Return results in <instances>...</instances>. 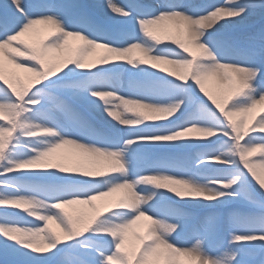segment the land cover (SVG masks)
Returning <instances> with one entry per match:
<instances>
[{"label": "snow or ice", "instance_id": "snow-or-ice-1", "mask_svg": "<svg viewBox=\"0 0 264 264\" xmlns=\"http://www.w3.org/2000/svg\"><path fill=\"white\" fill-rule=\"evenodd\" d=\"M99 7L94 13L83 0L0 3V209L35 218L29 227L0 222V260L264 264V136L249 134L264 133V115L251 128L233 119L264 105V0H103ZM254 20L258 30L232 34ZM40 24L52 31L35 46L21 40ZM168 25L186 39L156 34ZM164 38L184 54H162ZM70 40L80 44L72 49ZM95 49L106 55L86 62ZM5 60L30 74L26 85L5 77ZM162 63L175 69L168 72L175 81L144 66ZM209 79L228 89L222 101L205 89ZM92 113L115 123L97 124ZM65 147L72 157L54 158ZM256 152L253 163L248 157ZM124 189L131 202L99 218L81 222L65 211ZM141 220L143 234L132 232ZM130 233L135 245L126 247Z\"/></svg>", "mask_w": 264, "mask_h": 264}, {"label": "rangeland", "instance_id": "rangeland-1", "mask_svg": "<svg viewBox=\"0 0 264 264\" xmlns=\"http://www.w3.org/2000/svg\"><path fill=\"white\" fill-rule=\"evenodd\" d=\"M4 0H0V3H3ZM84 3L88 4L90 6V11L96 13L100 11V5L103 2V0H83ZM183 2L185 4H189L192 6H196V5H200V4H210V3H216V4H220L223 2H226V0H183ZM222 23V22H221ZM260 28V23L259 21H251L246 25L241 26L238 30H236L234 33H232L235 36H239L240 34L243 33H247V32H251V31H256ZM52 31V27L50 25H36L35 28L28 34H26L24 37H21V40L25 41L28 44H31L33 46H35L45 35H47L49 32ZM157 35H160L161 37H166V36H171L174 39H178L181 41H184L185 35L183 32V29L177 30L176 28L172 27L171 25L165 26L162 29H158L156 32ZM140 36L141 39H148L142 36V34H138ZM14 45L17 44V42H13ZM80 44V41H76V40H70L69 41V47L72 49H75L78 45ZM20 47H23V45H19ZM160 51L162 52V54L171 57L174 56L177 52H180L182 54L183 51L182 49H180L178 47V45H175L172 43L171 39H167L164 38L162 39V44L160 46H157ZM193 53L197 56L200 55V53L195 50L192 49ZM68 53H53L52 56L54 58L57 57H63L65 55H67ZM106 55V53L102 50V49H95L93 50V52L89 55V62H93L98 60L99 57ZM187 55V54H185ZM133 58H136L137 60L140 57L139 53H133L132 54ZM18 59L20 60H24V57H18ZM87 62V61H86ZM120 63H124L126 67H131L130 65H127L126 62L124 61H117ZM145 67H149V69L151 71L156 72L157 74H161L164 75L172 80L175 81L176 77L175 76H168V72L170 71H175V69H173V67L171 65L168 64H158L156 66V68H151L150 65H144ZM160 69H166L167 71L161 73ZM87 70V69H85ZM4 75L7 79L11 80L14 84L16 83L17 79L20 81L21 84H27L28 80L31 79L30 74L28 73H24L21 72L19 69L14 68L11 64H9L7 62V60L4 61ZM54 78V77H52ZM120 79L127 83V75L124 73L120 74ZM0 84H3V81H0ZM4 87H7L6 85H4ZM35 87H39V85H32V89H34ZM30 89V90H32ZM205 89L211 94L213 95L218 102L222 101L224 99L225 96L228 95V89L226 87L220 86L218 85V83L216 82L215 79H209L205 82ZM198 90V89H197ZM201 96H203V94H200ZM205 101L208 103V105L217 113V115H219V110L215 108V105L211 104V101L207 100V97H204ZM261 115H264V105H258L255 109L252 110L251 113L245 115V116H236L233 119L236 121H239L241 119L245 120L246 125L251 128V126L253 124H255L256 120L259 119V117ZM91 118L93 119V121L97 124H102L105 120H108L112 123H115L114 121H111V118L106 117V114H102V113H92L91 114ZM0 123H6V121H0ZM117 127H121L124 128L126 126H121V125H117ZM251 135H256L258 138L261 136H264V133H249ZM191 137H196L198 134L192 133L189 134ZM247 137H245L246 139ZM211 139V138H208ZM203 143V141H198ZM241 143H243V141H241ZM74 150L68 147H65L63 149L58 150L57 154H54V158H59V157H72ZM194 154H197V150H193ZM133 156H135V153H132ZM158 153H153L152 157L155 158L156 156H158ZM248 159L250 161H252L253 163H258L259 162V152L253 153L251 156L248 157ZM210 163L215 164L214 161H210ZM94 171H101L103 170V165H101L98 168L93 169ZM257 171L259 172L260 170L257 169ZM40 175H44L47 176L49 174H40ZM47 183L53 185V186H57L59 185L60 182L58 181H47ZM165 192V195H171L173 197L174 200L179 201L180 198H177L174 196V194H169L167 193L166 190H161ZM2 194V193H0ZM125 198V193L124 191H120V192H116V193H112L109 196L106 197H102L99 198L97 200L92 201L91 205L88 204H77V205H72L68 208L65 209V211H68L74 219H78L81 222H86L87 220L91 219L93 216H97V218H99V216L102 215H106L108 213H110L112 210H115L112 206L115 204H118L119 202H121L123 199ZM193 211H198V210H193ZM220 212H223L224 210H218ZM7 213L10 214H5V210L4 209H0V222H11L14 223L18 226H23V227H29L32 226V224L35 222V218L34 217H29L27 215V213L23 212L22 209H8ZM36 223H40V222H36ZM142 223V228L140 231H135L134 229L132 230V232L134 233H138V234H143L144 231V225L147 223V221L141 220ZM41 226H43V224L41 223ZM48 228L50 231H54V232H58L59 230L57 229L56 225L53 223H50L48 225ZM62 236V234H61ZM63 239V237H62ZM193 243H195V241H193ZM135 245V240L132 236V234L130 233L129 238H128V242L126 244V247H132ZM47 253H34V255H46ZM182 260V264H191L190 261L187 260V258H181ZM0 264H3V261L0 260Z\"/></svg>", "mask_w": 264, "mask_h": 264}, {"label": "clouds", "instance_id": "clouds-1", "mask_svg": "<svg viewBox=\"0 0 264 264\" xmlns=\"http://www.w3.org/2000/svg\"><path fill=\"white\" fill-rule=\"evenodd\" d=\"M123 191L125 193V198L121 201V203L122 204L130 203L131 202V199H132V193H131V191L128 190V189H124Z\"/></svg>", "mask_w": 264, "mask_h": 264}, {"label": "bare ground", "instance_id": "bare-ground-1", "mask_svg": "<svg viewBox=\"0 0 264 264\" xmlns=\"http://www.w3.org/2000/svg\"><path fill=\"white\" fill-rule=\"evenodd\" d=\"M89 61H90V59L88 58L87 62H89ZM141 228H142V223H141V221H139L138 224H137L136 226H134L133 229H134L135 231H140Z\"/></svg>", "mask_w": 264, "mask_h": 264}]
</instances>
